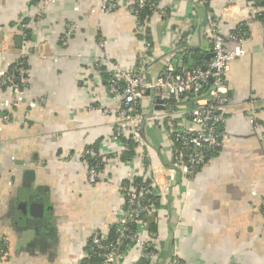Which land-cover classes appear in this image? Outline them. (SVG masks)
<instances>
[{
  "label": "crops",
  "instance_id": "obj_1",
  "mask_svg": "<svg viewBox=\"0 0 264 264\" xmlns=\"http://www.w3.org/2000/svg\"><path fill=\"white\" fill-rule=\"evenodd\" d=\"M0 0V77L27 60L28 87L14 92L0 86V246L10 256L0 264H83L91 237H111L135 181L155 171L167 195L143 220L141 238L154 242L158 256L147 260L133 245L117 264H264V17L247 0H162L147 18L150 39L137 33L126 8L106 14L110 0ZM32 21L28 42L18 24ZM245 24V57L226 76L232 106L224 146L212 154L194 181L169 174L172 146L164 123L147 121L140 157L120 153L113 139L116 117L102 110L114 103L108 75L97 63L107 55L132 70L152 43L154 62L145 76L154 80L187 50L206 62L210 32H237ZM70 24L76 31L67 37ZM67 40L68 44L64 42ZM100 42L105 45L99 47ZM230 49L237 44L228 43ZM44 100L43 104H39ZM145 96L142 110L152 112ZM9 121H2L3 116ZM95 148L103 168L96 184L87 181ZM142 158V159H141Z\"/></svg>",
  "mask_w": 264,
  "mask_h": 264
},
{
  "label": "built area",
  "instance_id": "obj_2",
  "mask_svg": "<svg viewBox=\"0 0 264 264\" xmlns=\"http://www.w3.org/2000/svg\"><path fill=\"white\" fill-rule=\"evenodd\" d=\"M49 1L55 2V0ZM210 1L198 0V5L206 8ZM247 1L264 17V0ZM235 2L238 4L241 0ZM161 3L162 0H110L104 2L100 9L110 14L126 8L136 20L137 33L148 39L150 34L146 27L147 18L143 20L142 14L146 11L150 12V15L158 13L161 10ZM31 22L22 19L18 24L22 39L26 42H28ZM76 29L75 24H70L67 37ZM247 37L248 31L244 23H240L237 32L229 34H223L214 27L209 36L208 54H213L212 58L200 63L193 59L189 51H176L173 60L154 80H149L145 76L147 67L155 61L151 54L153 46L150 42H147L146 52L132 70L125 69L122 64L113 62L105 55L97 63V67L107 72L106 90L114 106L104 108L102 112L116 117L113 139L127 141L122 151L114 154L115 159L122 158L128 153L134 154L133 159L140 157L139 150L146 146L143 120L161 122L164 123L172 146L173 163L168 168L169 174L173 179L178 178L179 182L194 181L198 170L207 163L212 154L224 146L227 112L232 106L226 76L231 64L247 55L244 49ZM228 43L237 44L238 47L230 49ZM64 44H68L67 40ZM99 47L104 49V43L100 42ZM31 54V50L22 53L13 70L2 73L1 88L20 92L28 87L27 60ZM151 91L163 101L164 110H155L156 103L152 99V112L145 115L142 101L145 96H151ZM43 103L44 100L39 101V104ZM9 119V116L5 115L1 120L7 122ZM84 155L91 161L88 166L87 181L90 185L96 184L103 168V158L93 147L88 148ZM139 179L142 182L135 185L134 190L124 198L123 211L112 227L114 237L94 234L85 259L89 261L95 259L99 264H117L124 259L133 245L143 250L147 260L157 259L158 250L154 242L143 240L140 231L144 218L157 209L168 191L160 184L159 175L155 171L145 173ZM262 214L264 215V200ZM0 256L4 259L10 256L6 239L1 241ZM170 264L185 263L174 256Z\"/></svg>",
  "mask_w": 264,
  "mask_h": 264
},
{
  "label": "trees",
  "instance_id": "obj_3",
  "mask_svg": "<svg viewBox=\"0 0 264 264\" xmlns=\"http://www.w3.org/2000/svg\"><path fill=\"white\" fill-rule=\"evenodd\" d=\"M36 2H38V0H34L33 1V4L34 3H36ZM150 12H148V11H146V12H144L143 14H142V18H143V20L145 19V18H148L149 16H150ZM150 39V38H149ZM152 44V43H151ZM17 65V63L16 64H14V66L13 67H11L9 70H13V68L15 67ZM124 142H127V141H124ZM128 142H131V141H128ZM130 146H132L130 143H128ZM133 156H134V154L133 153H128V154H126L125 155V157H128L129 159H132L133 158ZM88 160H89V164L91 163V161H90V159L88 158ZM140 182H142V180H140V179H136V181H135V185H137V184H139ZM114 237V230L112 229V231H111V237L110 238H113ZM85 264H99V262L97 261V260H95V259H92V260H87V259H85V262H84Z\"/></svg>",
  "mask_w": 264,
  "mask_h": 264
},
{
  "label": "water",
  "instance_id": "obj_4",
  "mask_svg": "<svg viewBox=\"0 0 264 264\" xmlns=\"http://www.w3.org/2000/svg\"><path fill=\"white\" fill-rule=\"evenodd\" d=\"M212 56H213V54H211V53L208 54V56H206V60H209L210 58H212ZM149 80H150V79H149ZM151 92H152L151 97H152V99L155 100V103H156L155 110H157V111L164 110V107L162 106L163 101L160 99L159 96H156V95L154 94V91H151ZM143 125H144V126L146 125V120H145V119L143 120Z\"/></svg>",
  "mask_w": 264,
  "mask_h": 264
}]
</instances>
